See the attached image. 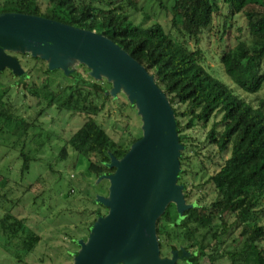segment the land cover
<instances>
[{
	"label": "trees",
	"instance_id": "obj_1",
	"mask_svg": "<svg viewBox=\"0 0 264 264\" xmlns=\"http://www.w3.org/2000/svg\"><path fill=\"white\" fill-rule=\"evenodd\" d=\"M171 1L169 8L164 4V8L171 13L169 31L161 23L148 27H143L142 22L134 23L131 13L140 9L142 0H0V13L40 15L102 32L143 64L167 93L173 106L179 141L184 146L180 155L179 182L185 185L187 198L190 180L197 177L198 170L204 165L201 163L205 162L198 158L203 147L195 144L186 131L198 122L206 124L215 113H222L223 130H217V124H213L207 135V143L216 147L223 160L208 181L218 193L217 197L209 203L197 199L200 205L186 210L183 216H180L175 204L169 205L157 225L161 255L170 256L171 250L183 246L192 250V264H201L205 257L215 264L218 260L216 255L222 250L223 236L227 233L225 218L233 214L249 235L248 251L240 261L236 260L238 254L228 251L229 259L233 260V264H264V207L259 208L264 202V102L254 106L236 94L231 85L211 74L203 65L204 50L200 46L205 34L213 31L215 19L222 14L220 2L226 4L223 32L214 35L216 42H222L218 47L220 61L237 87L249 93L260 91L264 86V0ZM238 14L246 18L251 42L238 40L230 46L224 39L231 31V19ZM187 40L193 42L194 48L188 45ZM15 54L20 61L21 57L29 56L34 66L38 63H42L41 67L46 66L44 73L47 77L42 85L28 88L32 96L43 98L48 107L55 106L59 112L86 115L84 123L59 147L60 160L72 159V166L77 168L78 162L86 159L87 171L95 176V180L114 171L115 168L110 167V153L123 157L140 137H134L129 143L116 141L98 122L97 117L112 98L109 93L111 83L106 79L92 78L88 68L81 64L66 74L73 79L72 83H56L50 80L55 70L49 69L47 61L29 53ZM4 70H0V77ZM32 71H27L28 77L21 83L24 87L26 79L32 77ZM10 73L16 76L12 71ZM18 82L19 78L15 86ZM11 87L0 86V133L13 124V132L19 138L27 137L36 126L35 120L30 121L19 114L9 101ZM125 104L135 108L128 99ZM19 157L22 160L21 174L29 172L32 162L40 159L24 147ZM39 177L37 181H40ZM106 190L108 193V185ZM6 195H3L5 200L13 204L14 201ZM90 200L95 206L87 212L88 220L77 224L80 229L85 226L84 239H87L97 218L108 211L96 202V195ZM102 207L106 209L105 213ZM7 210L0 219V227L10 239L22 238L23 253L27 255L42 237L25 220L13 214L11 207ZM202 230L211 234L213 244L205 245L200 241L199 232ZM73 239L77 242L80 238ZM164 250L167 252L163 253ZM77 253L78 250L74 255ZM225 253L226 250L220 253L223 255L220 257H225ZM21 257L22 254L16 255L19 261Z\"/></svg>",
	"mask_w": 264,
	"mask_h": 264
},
{
	"label": "rangeland",
	"instance_id": "obj_2",
	"mask_svg": "<svg viewBox=\"0 0 264 264\" xmlns=\"http://www.w3.org/2000/svg\"><path fill=\"white\" fill-rule=\"evenodd\" d=\"M171 3V0H142L140 9L133 11L131 18L136 24L142 22L143 27L161 23L165 30L169 31L171 13L169 14L168 9L164 8V4L169 8ZM220 6L222 14L220 13L215 19L213 31L206 33L200 44L204 50L203 65L215 77L231 85L236 94L254 106H259L264 102V86L255 93L244 91L236 86L234 79L225 72L220 61L218 47L222 42H216L214 35L223 32L224 14L227 12L226 4L220 2ZM231 20L233 25L227 38L224 39L225 43L234 46L238 40L251 42V32L246 18L238 14ZM180 38L183 39V36L180 35ZM187 43L194 48L192 41L187 40ZM21 60L26 71L33 70L32 77L26 79L27 85L24 87L16 83L15 86L18 76H13L5 69L0 77V86L12 85L9 101L19 114L30 121L35 120L36 126L30 130L27 137L19 138L13 132V124L0 133V219L11 207L12 213L25 220L29 227L41 235L42 240L32 252L25 255L22 238L18 236L10 239L0 227V264H71L74 252L78 250V241L74 242L76 240L73 238L81 239L86 235L85 226L80 229L77 224L88 220L87 212L95 206L90 199L97 194H106L108 183L106 180L97 183L98 178L95 180V176L87 171L86 159H81L77 168L72 166L70 162L72 159L60 160L59 147L84 123L86 115H73L68 111L59 112L55 106L48 107L43 98L32 96L28 88L42 85L47 77L44 73L46 66L41 67L42 63L34 66V61L29 56L21 57ZM54 70L50 80L64 85L72 83L73 79L67 77L64 71ZM80 70L84 69L80 68ZM126 100L122 93L112 96L97 120L116 141L129 143L134 137L142 136V121L137 110L125 104ZM213 124H217V130H223L222 113H215L206 124L198 122L192 129L186 131L195 144L203 147L198 158L205 162L201 163L204 165L198 170L200 173L197 177L190 180L192 198L199 197L207 203L217 197L214 186L208 181L223 161L216 147L207 143V135ZM50 137L51 139L48 140ZM23 147L32 156L40 159L32 162L29 172L21 174L22 160L19 155ZM38 177L40 181H37ZM26 188L29 190L25 191ZM5 193H7L6 198L14 201L13 204L5 200L3 197ZM263 207L264 202L259 208ZM102 209L105 213L106 209L103 207ZM225 221L227 233L223 236L224 243L221 246L222 250L216 255L218 260L215 264H233V260L228 257V251L238 254L237 261L242 260L248 251L249 235L244 231L242 223L237 221L233 214L228 215ZM199 239L205 245L214 243L211 234L206 230L199 232ZM225 250V257L221 258L220 256L223 255L220 253ZM165 252L167 251L164 250L163 253ZM17 254H22L21 261L16 258ZM201 264H211V261L205 257L201 260Z\"/></svg>",
	"mask_w": 264,
	"mask_h": 264
},
{
	"label": "water",
	"instance_id": "obj_3",
	"mask_svg": "<svg viewBox=\"0 0 264 264\" xmlns=\"http://www.w3.org/2000/svg\"><path fill=\"white\" fill-rule=\"evenodd\" d=\"M14 53L39 57L51 70L70 74L85 65L88 74L111 83L109 93L126 95L142 121V136L121 158L110 153L114 171L100 176L108 193L96 202L108 209L97 218L87 239L78 240V253L71 264H176L190 260L184 247L162 257L157 231L159 219L170 204L180 216L194 207L179 183L180 155L176 116L167 93L153 74L111 38L48 17L20 12L0 13V70L9 69L19 78L28 72Z\"/></svg>",
	"mask_w": 264,
	"mask_h": 264
},
{
	"label": "flooded vegetation",
	"instance_id": "obj_4",
	"mask_svg": "<svg viewBox=\"0 0 264 264\" xmlns=\"http://www.w3.org/2000/svg\"><path fill=\"white\" fill-rule=\"evenodd\" d=\"M14 55H16V54L14 53ZM17 56H18V55H17ZM18 57H19V56H18ZM10 71H11V70H10ZM179 183H180V182H179ZM183 185H184V184H183ZM214 190H215V189H214ZM187 191H189V198H187V197H186V194H185V198H186L187 202H188V203H195V204H196L195 206H199L200 204L197 202V199H200V200H201V198H199V197H197V198H196V197H193V198H192L193 195H192V192H191V190H190V187H188ZM184 193H185V185H184ZM217 194H218V193L216 192V196H217ZM204 197H205V195H204ZM204 197H203V198H204ZM190 200H191V202H190ZM195 206H194V207H195ZM180 247H183V246H179V248H180ZM190 251H192V250H190ZM171 255H172V250H171ZM171 255H170V256H171ZM170 256H164V257H170ZM162 257H163V256H162ZM191 258H192V257H191ZM191 258H190V260H191ZM190 260H189V261H188V260H187V261H186V260H178V261L176 262V264H180L181 262H184V263H187V264H192Z\"/></svg>",
	"mask_w": 264,
	"mask_h": 264
}]
</instances>
